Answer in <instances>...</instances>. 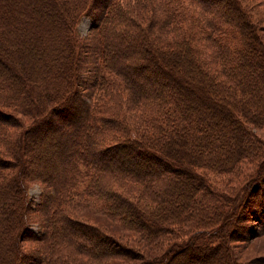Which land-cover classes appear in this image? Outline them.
Returning <instances> with one entry per match:
<instances>
[{
    "label": "trees",
    "instance_id": "1",
    "mask_svg": "<svg viewBox=\"0 0 264 264\" xmlns=\"http://www.w3.org/2000/svg\"><path fill=\"white\" fill-rule=\"evenodd\" d=\"M122 3L0 0V263L100 264L138 254L137 264H194L211 252L217 264H247L232 252L228 237L234 235L231 229H237L251 191L264 180V151L256 160L261 144L248 140L252 131L243 124L258 128L264 122L262 34L242 17L240 0H189L195 13L170 28L173 38L158 30L176 20L166 0L143 2V9L154 11V5L163 4L160 14L152 12L147 27L143 19L130 17ZM93 13L92 33L81 37L75 25L80 15ZM154 20H160L159 26ZM171 60L179 64V73L164 69ZM190 72L206 77L208 91L186 86ZM98 94L106 96L101 104ZM233 102L239 111L229 106ZM69 106L76 107L73 120ZM53 116L62 122L57 124L62 131L54 135L60 140L57 162L31 172L30 161L45 154L38 149L29 154L34 133L47 119L54 121ZM21 117L29 120L19 128L15 125ZM223 118L227 128L220 125ZM229 138L237 152L235 145L222 149ZM180 141H191L183 153L198 150L197 163L209 166L206 171L225 173L239 162L259 163L225 195L204 172L193 170V176L183 178L162 167L140 169L134 160L140 150L154 151L177 169L181 161L173 152ZM123 147L128 160L117 156ZM32 182L41 185L43 203L33 208L28 193ZM80 183L84 188L77 191ZM125 192L136 193L145 206L133 204ZM91 197L104 202L97 212L110 221L126 228L138 225L149 245V234L162 233L168 223L183 229L188 225L192 233L160 255L133 254L130 248L127 255L113 248L103 227L74 210L77 205L88 208ZM153 203L166 204L158 217L169 218H156ZM34 221L41 227L35 236L30 233ZM25 243L31 245L27 252L21 249Z\"/></svg>",
    "mask_w": 264,
    "mask_h": 264
},
{
    "label": "rangeland",
    "instance_id": "2",
    "mask_svg": "<svg viewBox=\"0 0 264 264\" xmlns=\"http://www.w3.org/2000/svg\"><path fill=\"white\" fill-rule=\"evenodd\" d=\"M145 1L146 0H127L125 2V0H123L122 4H124L123 7L126 10V12L131 13L129 15L130 17L134 16V17L143 19V21H145L144 24L147 27L150 23L152 24V22H150L153 18L152 12L155 15L156 13L160 14L163 8V4L158 5V6L157 5L153 6L154 8H157V11L145 10V8L143 9V6H142L143 2ZM240 1H241V7H242V10H241L242 17H244L245 20H247L248 23H250V25L252 24L255 30H258L259 33L262 34L261 36L264 42V0H240ZM166 2H168L170 4L171 9L174 10L173 14L177 13V15L174 14V16H176V20L175 22H172L171 24L165 26L164 27L165 29L159 27L158 30L162 31L165 38H173L174 33L170 31V28L180 27L181 19L188 21L189 16L195 13V11H194L193 5L189 3V0L188 1L187 0H166ZM155 3L160 4V3H165V2L157 1ZM141 15L145 18H142ZM96 16H97L96 13L80 15V18L75 25V29L77 30V32L80 34L81 37H87L91 35L92 31L90 29L96 23L95 22ZM97 21H98V18H97ZM159 21L160 20H154L156 27L159 26L157 25ZM122 26L123 25H121V27ZM182 27H184L183 23H182ZM186 28L188 27L186 26ZM199 48L204 53V57L207 58L204 48L201 45H199ZM262 58L263 56L261 55V59ZM206 61H208L206 62L208 65L211 63L209 58L206 59ZM163 67L165 70L168 69L169 72H172V74L179 73V69H180L179 64L175 63L174 60H171L170 63L165 64V66ZM188 74H189L188 75L189 77L186 80L187 87L199 86L201 87L202 91L204 92L206 90L208 91V87L210 86H209V83L206 81L205 76H204L205 78L203 77L199 79L198 75H201V74H199L198 72H195V73L190 72ZM81 76L84 78L85 74L81 73ZM151 78H153L152 75H151ZM80 93L85 98L86 91L84 90V85H81ZM118 95L122 101L124 102L126 101L124 93H120ZM96 98L100 99L97 101V104H101V100H104L106 96L104 97L98 94ZM74 104H75V101L73 105ZM229 106L236 107L234 110L235 112L239 111L238 106H235L234 102L230 103ZM70 108L71 106H69V113H71L72 115L71 120H73L76 117V113H74V111L72 110H74V108L76 107L72 108V110H70ZM253 111L258 112L256 108L253 109ZM121 114L126 116V113L123 110ZM28 120L29 119L27 117H21L20 122L16 124L15 126L16 127L19 126L20 128L21 126L26 125ZM262 120L264 121V116ZM220 121H221L220 125H222L224 128L228 127L229 123L227 122V119L223 118ZM61 123L62 122L59 123V121L57 122L56 119L54 121L51 120V122L49 121V119H47L45 123L43 124L42 128L39 130L40 132L34 133L35 138L31 142L32 146L29 147V154H33V156L36 155V152H37L36 149L43 151L45 154L43 156L37 155V157L33 158L30 161L29 167L31 169V172L45 171L56 164L57 159H58L57 158L58 154L55 148L60 146V140H57V139L55 140L54 135L55 133H59V131L60 132L62 131L61 127L57 126V124L60 125ZM243 124H246L249 127L250 131H252V136L251 137L247 136L248 140L250 138L254 142V140L257 139L256 142L261 144L259 147V153L255 158L256 160H260L263 155V154L260 155V152L264 151V122L258 128L255 127L254 124H249L247 122ZM245 138H243V142ZM188 143L192 145L191 141ZM188 143L180 141L177 145H174L175 151L173 152V154L175 155V153H178L179 159L181 161V166L178 167L177 169H172V167L168 164L165 165L164 162L162 161L163 158L160 157L161 155L159 154L156 155L154 151H141L140 150V153L139 154L137 153V155L134 156V160L138 161V164L137 162L136 164L137 166H139L140 169H146L145 168L147 167L146 165L162 167L167 170L169 169V171L173 170V173H175L176 176L183 177V178L185 176H189V177L190 175L193 176V172H194L193 170H198V173L204 172L206 177L211 182V184L215 186V188L214 187L213 188L216 189L218 192L219 191L225 192L223 193L225 195H228L229 192L232 191V189H235L236 185L238 184L241 185L243 179L245 178L244 174L248 173L250 170L253 169V163L255 164V166L259 163V162L258 163L255 162L256 160L251 161V162L249 161H243L242 163L239 162L237 165L231 167L232 169L229 168L230 170L229 172H225V173L213 172L209 170L206 171L203 168L209 169L210 168L209 166H206L205 164L197 163V159H196L197 154L195 155V153L199 152L198 150H193L191 155H187L183 153L188 150L190 146ZM231 145H235L234 151L237 152V146L235 144V141H233V139L231 138H229L228 144L221 145V146L223 147L222 149H224L226 152L227 150L226 148L227 147L231 148L232 147ZM0 146H2V144H0ZM225 152L224 154H227ZM117 156L123 159L127 158L128 160V158L130 157V153L128 152V149L123 147L117 152ZM112 185L113 187L118 186L115 183H112ZM83 188H84L83 183H80L76 187L77 191H82ZM41 189L42 187L38 182H32L29 184L28 193H29V200L32 203L31 205L32 208L33 206L39 207L40 205L43 204L42 202H39ZM251 192L252 194L251 196H249V199H250L249 203H247V205L245 203L244 208H242L241 218H239L238 221L236 220L237 229H231L232 232H234V235L231 237L229 236L228 239L232 246V249H231L232 252L238 255L240 262H245L247 264H264V180H260L257 186ZM125 194L127 195V197L131 198L132 200L134 199L133 204L135 205L137 204L136 206H142V205L145 206L144 205L145 200L144 199L139 200L137 198L136 193H126L125 192ZM103 203H104L103 201L98 202L96 199L91 197L90 206L88 208H85V206L77 205L75 206L76 209L74 208V210L76 211L78 215L85 216V219H87L88 222L91 223V225L97 226V227H103L105 229V234H107L105 236L110 237L109 239L114 249H118V250L121 249L123 251H126L127 248H130L132 250L131 253L133 254L134 253L136 254L137 250H140L144 253V255H147V254L160 255L167 248H170L171 246L170 244L175 243V242L183 243L187 239L188 235L192 233V230L188 229V225L186 227L187 229H183L181 228V224L179 223H168L166 226L164 225L163 232L159 233L158 234L159 236L157 235V233L149 234V238L153 244V245H149L147 243V240H145L141 236V233H140L141 230L139 231L136 230L138 225H133L132 223L130 227L128 226L129 228H126V225L123 222L120 223L119 221H114V220L110 221L105 215L99 214L97 210L101 206H103ZM153 204L154 206H156L153 210L154 211L153 215L157 218L159 213L163 214V209L165 208L164 206L166 204H163V206L161 207H159V205H157L156 203H153ZM153 204L151 205V207H153ZM222 211L227 212L228 209H224ZM141 217H145V216L142 215ZM158 218L166 219L169 217L167 216L165 217V215H160ZM30 223H32L30 225V231H31L30 233H32L34 236L39 235L41 233V227L37 224L38 222L34 221ZM231 226L232 225H230V227ZM142 232H145V231L143 230ZM152 237L154 238L152 239ZM113 240L115 242V245L114 243H112ZM30 243H25L26 245L23 244L24 246L21 249L22 250L26 249V250H23V252H27L26 246H31L29 245ZM34 244L36 243L34 242ZM126 252L128 253L127 255H131L129 254L128 251ZM209 254H211V252L206 253V255L204 256L205 257L204 259L202 258L203 256L201 255L202 256L201 258L203 260L195 259L196 261L193 263L194 264H217L216 263L217 260H215V257H213V254L210 257H209ZM137 256L138 254H136L134 258H132L131 260H125V259H129L128 257H124V259L116 258L117 260L111 259L108 262L100 263V264H137L138 262H140L136 259Z\"/></svg>",
    "mask_w": 264,
    "mask_h": 264
}]
</instances>
